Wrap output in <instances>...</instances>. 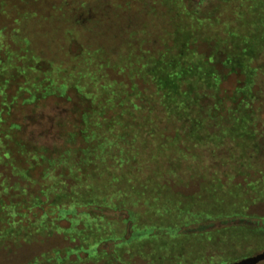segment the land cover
<instances>
[{
  "label": "trees",
  "instance_id": "trees-1",
  "mask_svg": "<svg viewBox=\"0 0 264 264\" xmlns=\"http://www.w3.org/2000/svg\"><path fill=\"white\" fill-rule=\"evenodd\" d=\"M48 1H53L52 15L61 12L59 0H27L23 17L33 11L32 4L36 10ZM148 2L152 6L149 15L147 11L140 27L130 32L123 22L109 30L111 38H90L76 53L67 49L63 57H43L45 61L30 52L21 68L10 66L15 60L8 55L9 66L0 67L8 84L16 70L40 68L48 76L46 82L36 83L37 90L30 91L32 101L40 96L62 97L72 88L83 106L70 130L53 133L43 143L23 139L17 125L7 120L5 105L0 108V121L9 126L0 127V233L11 230V237L25 240L36 228H46L50 220L59 218L64 228L74 230L84 242L85 250L92 247L95 252L103 241L115 238L106 228L115 211L125 210L137 220L151 206L140 201L142 190L135 185L156 178L160 166L200 165L190 156V148L201 143L197 135L212 128L211 142L202 144L217 150L231 139L224 151L243 169L224 176L238 173L246 185L245 197H264V0H215L207 11L191 7L188 0H125L119 8L140 10ZM6 10L11 12V7ZM175 17L184 20L178 28ZM6 29L0 32V44L10 38L27 47L26 39H14L13 31ZM94 29L96 36L101 35ZM99 40L108 41L110 48ZM165 40L171 45L165 46ZM70 41L74 39L69 37L68 45ZM202 45L208 52L201 51ZM219 56L225 75L215 66ZM40 61L47 66L41 68ZM21 74L26 81H35L27 72ZM229 76L235 85L231 93L219 98V83ZM143 91L149 94L147 100L140 97ZM4 96L9 99V93ZM204 96L210 98L209 104H202ZM215 162L219 164L218 159ZM213 175L222 178L216 172ZM243 189L232 185L222 191L237 201ZM127 200L134 208L126 207L130 204L123 201ZM237 204L228 206L221 216L230 218L239 208L244 214L243 205ZM202 220L203 214L197 213L191 221L180 223L199 225ZM237 225L231 227L242 226ZM239 230L228 232V244L239 243L235 237ZM146 240L134 238L130 243L141 253L150 247Z\"/></svg>",
  "mask_w": 264,
  "mask_h": 264
},
{
  "label": "rangeland",
  "instance_id": "rangeland-1",
  "mask_svg": "<svg viewBox=\"0 0 264 264\" xmlns=\"http://www.w3.org/2000/svg\"><path fill=\"white\" fill-rule=\"evenodd\" d=\"M24 1L27 0H0V27H4L2 28L4 31L7 30L6 27L10 28L14 33V39H26L28 43L24 48L15 43V40L4 39L0 44V56H2L0 60L3 61L0 67L9 66L6 61L8 55L15 60L10 66L16 64L21 68L22 62L26 61L25 58L30 55V52L39 54L42 58L63 57L67 49L69 52L76 53L80 50L81 44L92 41L90 38H111L113 34H110L109 30L112 27L116 30L123 22L128 24L124 29L130 32L133 28L140 27L139 25L146 17L145 13L148 11L147 15H149L152 7L148 2L141 6L140 10L129 6H125L126 9L119 8L121 5L124 6L125 0H90L85 5L82 0H59L57 9H61L60 13L52 15L54 7L51 2L53 1H48L43 5L44 8L40 7L36 10L32 4L30 10L33 11L25 13L28 14V18H25L22 10L26 11L27 7ZM112 1L117 6H114ZM188 1L191 7H202L204 8L202 10H206L208 6L210 9L213 7L215 0ZM9 6L11 12L7 13L6 9ZM175 19L177 28L182 21L184 23L181 17H175ZM94 27L101 32V35L96 36L92 32ZM2 29L0 32L3 33ZM121 29L123 27L119 30ZM174 30L177 32V29ZM69 37H72L74 41H70L68 45ZM99 41H102L103 47L110 48L108 41ZM161 43V49H163V40ZM166 45H171V41L165 40ZM201 51L208 52V49L202 45ZM40 64L41 68L47 66L43 61H40ZM215 66L222 75H225L227 70L221 56L217 58ZM38 69L37 71L16 70L17 74H14L16 77L11 84L4 83V74H0V86L1 82L4 83L0 87V108L5 105L7 120L17 125V132L23 139L43 143L53 138V133L63 134L70 130L72 121L83 106L78 93L72 88L66 90V94L62 97L40 96L41 98L35 101L29 99L30 91L39 88L36 83L48 80L46 78L48 76L43 74L40 68ZM23 72H27L30 78L33 76L35 81H26L27 79L22 78ZM133 81L137 87L139 83L136 79ZM145 85L143 83L144 87ZM234 85L231 76L220 81L219 98L231 93ZM136 90L139 91V88ZM6 92L9 93V99L4 96ZM43 93L46 92L43 91ZM148 95L143 91L140 97L147 100ZM208 102H211L210 98L204 96L202 104H209ZM0 127L5 129L9 126L7 123L5 126V122L0 121ZM212 129L197 135L201 143L190 148V156L193 155L197 158L196 161H201L200 165L194 164L195 162L191 164L180 162L171 166H160L157 170L159 175L156 178L135 185V189L142 190L140 193L143 196L140 201L148 202V206L149 204L151 206L145 215L136 217L137 220L134 216H129L125 210L115 211L110 216L113 222L106 227L112 231L111 235L115 238L103 241L102 247H98L99 250L94 252L90 250L92 247L85 250L84 242L75 231L64 228L65 226L59 223L58 218L50 220L46 228H36L33 234L26 236L25 240L17 241L11 237V230L0 233V264H226L263 251L264 197H252V194L249 198L245 197L243 192L246 185H243L244 181L238 173L232 178L225 177L226 172L232 173L233 170L243 171V169L234 164V161H230L231 154L224 151V147L231 146V139L225 140L226 145L218 147L217 150L211 148L210 144H202L211 142L209 135ZM215 159L219 160V164L215 162ZM171 172L174 174H170ZM214 172L222 178H216L217 175H213ZM258 173L257 178L260 177ZM262 173L264 174V167ZM232 185L244 188L237 201H234L232 194L222 191ZM214 189L216 192L213 191ZM163 190L168 194H162ZM243 199L247 201L244 202ZM133 200L136 202V199ZM123 202L126 205L130 204L126 207L134 208L133 205L131 206L132 201ZM238 202L243 205L244 214L239 208L231 213L233 216L230 218L221 216L228 206H238ZM197 213L203 214V222L199 225L180 223L182 220L183 222L191 221ZM214 216L216 218H213ZM222 219L225 220L222 221ZM239 224H242L241 228L231 227L234 225L239 227ZM234 229H240L235 235L239 238V243L236 244V241L228 244L230 235L228 232ZM134 238L147 239L146 242L150 247L148 246L144 252L140 253L139 250H135L136 245L130 243V240ZM122 248L126 249L123 250L124 252H119ZM258 264H264V261Z\"/></svg>",
  "mask_w": 264,
  "mask_h": 264
},
{
  "label": "water",
  "instance_id": "water-1",
  "mask_svg": "<svg viewBox=\"0 0 264 264\" xmlns=\"http://www.w3.org/2000/svg\"><path fill=\"white\" fill-rule=\"evenodd\" d=\"M262 261H264V250L255 255L248 256L238 261H233L226 264H258Z\"/></svg>",
  "mask_w": 264,
  "mask_h": 264
}]
</instances>
